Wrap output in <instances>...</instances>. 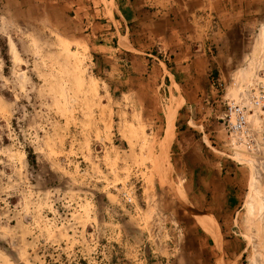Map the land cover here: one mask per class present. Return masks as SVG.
Here are the masks:
<instances>
[{"label":"rangeland","instance_id":"obj_1","mask_svg":"<svg viewBox=\"0 0 264 264\" xmlns=\"http://www.w3.org/2000/svg\"><path fill=\"white\" fill-rule=\"evenodd\" d=\"M176 1L0 0V264H213L212 173L264 175V0Z\"/></svg>","mask_w":264,"mask_h":264},{"label":"crops","instance_id":"obj_2","mask_svg":"<svg viewBox=\"0 0 264 264\" xmlns=\"http://www.w3.org/2000/svg\"><path fill=\"white\" fill-rule=\"evenodd\" d=\"M119 37L116 35L113 39L118 40ZM112 42V38L105 42L103 49L112 50ZM218 166L212 173L213 179L205 186L207 215L200 218L203 224L198 220V228L207 230L213 264H239L243 258H248V242L240 229L251 219L250 211L255 216L252 220L261 222L264 227V175L260 180L255 176L254 180L258 181L255 184L247 166L239 167L226 162H219ZM221 228L225 230L224 234Z\"/></svg>","mask_w":264,"mask_h":264},{"label":"built area","instance_id":"obj_3","mask_svg":"<svg viewBox=\"0 0 264 264\" xmlns=\"http://www.w3.org/2000/svg\"><path fill=\"white\" fill-rule=\"evenodd\" d=\"M264 100V95H260L259 98H256L254 101L255 106H258L260 102ZM227 118L225 121V128L229 133V137L234 138L246 134V116L242 107L239 106H227V111L225 113ZM249 148V145H247Z\"/></svg>","mask_w":264,"mask_h":264},{"label":"bare ground","instance_id":"obj_4","mask_svg":"<svg viewBox=\"0 0 264 264\" xmlns=\"http://www.w3.org/2000/svg\"><path fill=\"white\" fill-rule=\"evenodd\" d=\"M201 224H203V223H201ZM207 226V225H206ZM204 227V226H203ZM206 229V228H205Z\"/></svg>","mask_w":264,"mask_h":264}]
</instances>
